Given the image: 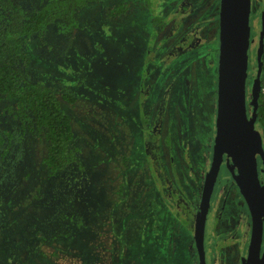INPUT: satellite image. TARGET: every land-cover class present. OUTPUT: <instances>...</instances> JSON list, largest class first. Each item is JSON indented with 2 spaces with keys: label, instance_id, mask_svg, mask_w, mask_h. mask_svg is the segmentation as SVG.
<instances>
[{
  "label": "rangeland",
  "instance_id": "374dc122",
  "mask_svg": "<svg viewBox=\"0 0 264 264\" xmlns=\"http://www.w3.org/2000/svg\"><path fill=\"white\" fill-rule=\"evenodd\" d=\"M124 2V16H108L110 5ZM262 2H251V54ZM219 7L220 0H101L78 14L70 37L52 26L32 41L42 58L35 77L65 79L76 94L74 106H62L82 167L52 176L43 163L47 144L30 137L0 158V264H199L195 229L212 160ZM165 10L182 16L176 34L154 24L155 16L168 22ZM180 37L183 50L175 53ZM199 47L208 60L199 61ZM7 104L0 101L5 130L13 126ZM218 178L205 230L208 264H224L227 241L244 254L251 233L238 187L226 172ZM171 188L180 192L175 201ZM233 212L236 240L224 230Z\"/></svg>",
  "mask_w": 264,
  "mask_h": 264
},
{
  "label": "trees",
  "instance_id": "16d2710c",
  "mask_svg": "<svg viewBox=\"0 0 264 264\" xmlns=\"http://www.w3.org/2000/svg\"><path fill=\"white\" fill-rule=\"evenodd\" d=\"M100 1L0 0V101H8L7 109L13 115L12 128L0 129V158H6L20 137H30L47 144L43 163L52 176H58L74 165L82 167L81 149L74 143V123L62 106L63 103L74 106L77 102L76 94L64 84L65 79L42 82L35 77L34 63L41 62L42 58L37 51L36 54L32 52V41L38 42L52 26L57 27L62 37H70L80 27L78 14L83 9L97 6ZM260 7L264 10V0ZM128 9L127 2L114 4L108 7L107 14L117 18L124 16ZM261 13L259 38L262 32ZM153 21L157 30L163 31L165 20L155 16ZM251 29L252 23V46ZM255 47L252 54L249 49V56L255 57L257 68L260 39ZM198 49L199 61H203L204 56V60H208L202 48ZM261 60L262 89L258 99L257 125L264 132V36ZM49 68L53 70L51 66ZM261 136L264 139V133Z\"/></svg>",
  "mask_w": 264,
  "mask_h": 264
},
{
  "label": "water",
  "instance_id": "95a60500",
  "mask_svg": "<svg viewBox=\"0 0 264 264\" xmlns=\"http://www.w3.org/2000/svg\"><path fill=\"white\" fill-rule=\"evenodd\" d=\"M251 2L252 0H220L216 134L213 158L206 173L195 232L200 264H207L204 244L206 221L224 160L252 218L249 254L243 264H264V249L261 251L264 230V144L263 139L255 131L258 99L262 89L264 10L261 13L262 32L257 73L251 87L253 115L249 116L247 78ZM258 156L263 163L262 180L258 172Z\"/></svg>",
  "mask_w": 264,
  "mask_h": 264
},
{
  "label": "flooded vegetation",
  "instance_id": "af4514ba",
  "mask_svg": "<svg viewBox=\"0 0 264 264\" xmlns=\"http://www.w3.org/2000/svg\"><path fill=\"white\" fill-rule=\"evenodd\" d=\"M263 10V9H262ZM261 10V11H262ZM169 11H167V10H165V15H167V17H168V22L167 23H165V26L163 27V31H159V32H164V33H166V32H168L169 31V35L170 34H173V32H175V31H177L178 30V27H177V22H181L182 21V16H178V15H176L177 17L175 18V19H172V17L171 16H168V13ZM251 13H252V11H251ZM170 15H175L174 13L172 14V12H171V14ZM176 20H178V21H176ZM166 22V21H165ZM251 23V22H250ZM169 26V30H167V27ZM170 31H172V32H170ZM175 34H176V32H175ZM159 35V34H158ZM157 35V36H158ZM182 36V35H181ZM183 38H176L175 39V47H173L172 48V51H173V49H175V53L176 52H178V51H182L183 49L181 48V47H178V44L181 42V40H182ZM249 49H251V44H250V46H249ZM218 55H219V50H218V53H217V58H216V64H217V67H218ZM211 62H212V64H214L215 62H214V60H211ZM252 71V70H251ZM251 71H249V69H248V78H247V110H248V115L249 116H252L253 115V103H252V99H251V87H252V82H253V79H251V75H250V73H251ZM217 72H218V70H217ZM215 102H216V110H215V126H214V137H213V146H212V149H211V158H213V150H214V142H215V134H216V115H217V97H216V100H215ZM252 103V104H251ZM256 127H257V121H256V123H255V131H256ZM257 131H258V129H257ZM256 131V132H257ZM261 138L263 139V137L261 136ZM263 144H264V139H263ZM211 162H212V160H211ZM211 162H210V164H209V166H208V168L205 170V175H204V179H206V173L208 172V170H209V168H210V166H211ZM230 163H232V161L230 160ZM257 163H258V172H259V176H260V179L262 180L263 179V174H262V172H261V169H262V167H263V163H262V160H261V158L258 156V158H257ZM222 172H226L227 174H228V177H230V179L235 183V181L233 180V178H232V176H230V170H229V168H228V166H227V164H226V162H225V160H224V162L222 163V165H221V168H220V172H219V175L218 176H220V173H222ZM218 179L219 178H217V181H218ZM216 181V182H217ZM204 184H205V182H204ZM236 184V183H235ZM237 186V185H236ZM203 189H204V186H203ZM214 192V191H213ZM240 192V191H239ZM179 194H180V192L179 191H177V190H175L174 188H171V193H170V195L169 196H171V198L173 199V201H175V199L176 198H178V196H179ZM240 195H241V193H240ZM242 196V195H241ZM201 198H202V195H201ZM243 198V197H242ZM244 199V198H243ZM240 202L238 203V205H237V207H240V205H241V207H247V209H248V212H249V221L251 220V233H252V218H251V214H250V210H249V208H248V206H247V204H246V202H245V200L243 201V200H239ZM212 203V202H211ZM211 205L212 204H210V209H211ZM200 207H201V203H200V205H199V211H198V221H199V214H200ZM209 209V210H210ZM182 211H186V210H188V208H187V205L185 204L184 205V207H183V209H181ZM209 213V212H208ZM208 217V216H207ZM228 220V219H227ZM227 220H226V222H227ZM228 222L230 223V224H228ZM227 222V228H226V226H225V228L226 229H224L225 230V232H226V234L228 235V233H230L231 235H229V237H232V238H234V240H236V237H238L239 238V235H238V233L239 232H237V230H238V226H239V224H240V217L237 215V213L236 212H233V222H232V220H230V221H228ZM206 224H207V221H206ZM197 225H198V223H197ZM223 227V226H222ZM197 228V227H196ZM195 232H196V229H195ZM235 232V233H234ZM251 233H250V238H249V243L247 244V248H246V250L244 251V254L243 253H241V254H239V253H237L236 252V250H235V248H233V247H235V245H232V247H231V245L230 246H228L230 243H232V241H230V242H228L227 241V238H229V237H225L224 236V239H225V241H227L226 243H227V245H225V247L226 248H221V251H224V254H225V259H224V264H243L244 262V260H246V258L248 257V254H249V246H250V239H251ZM221 241H222V239H221ZM235 242V241H234ZM204 244H205V241H204ZM224 245V244H223ZM195 246H196V240H195ZM263 249H264V230H263V240H262V246H261V251H263ZM196 250H197V247H196ZM241 252H243V250L241 251ZM197 255H198V250H197ZM228 255H231V256H233L234 257V261L233 262H231V261H229L228 260ZM205 257H206V248H205ZM198 261H199V255H198ZM206 262H207V259H206ZM199 264H200V261H199ZM208 264V263H207Z\"/></svg>",
  "mask_w": 264,
  "mask_h": 264
}]
</instances>
